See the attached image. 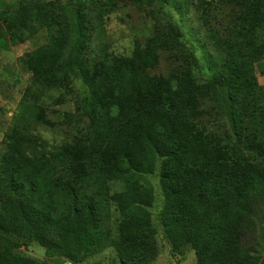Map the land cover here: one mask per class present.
Returning a JSON list of instances; mask_svg holds the SVG:
<instances>
[{
    "label": "trees",
    "instance_id": "16d2710c",
    "mask_svg": "<svg viewBox=\"0 0 264 264\" xmlns=\"http://www.w3.org/2000/svg\"><path fill=\"white\" fill-rule=\"evenodd\" d=\"M238 4L243 11L235 37L229 30L223 35L213 31L223 61L221 71L207 79L196 74V59L183 62L186 52L181 61L174 39L163 33L149 44L168 49L179 60L167 78L148 73L147 61L156 64V58H142L140 49L134 59L98 63L81 119L88 126L64 146L51 149L34 132L48 124L45 114L31 116V125L22 101L0 143V264H62L25 255L31 244L74 264L116 246L124 264H140V250L152 247L157 233L151 211L157 204L154 188L139 182L147 177L165 185L164 233L174 248L190 246L199 264H264V255L242 241L264 207V107L254 74L255 48L264 55V1ZM67 6L72 15L49 44L51 55L30 58V71L42 86L64 85L60 78L68 80L66 75L81 70L76 59L88 48L86 11L93 0H70ZM37 9L26 0L20 3L11 26L13 43L46 18L47 7L39 18ZM0 19L9 25L3 14ZM252 37L255 42H249ZM4 39L5 34L0 45ZM44 61H57L61 75L51 73L53 83L41 79ZM119 70L128 74L127 84L113 89L109 76L116 83L118 72L113 73ZM116 179L126 180L127 189L112 194L109 184ZM112 203L129 220L116 239L105 227Z\"/></svg>",
    "mask_w": 264,
    "mask_h": 264
},
{
    "label": "rangeland",
    "instance_id": "374dc122",
    "mask_svg": "<svg viewBox=\"0 0 264 264\" xmlns=\"http://www.w3.org/2000/svg\"><path fill=\"white\" fill-rule=\"evenodd\" d=\"M22 1L24 0H0V14L9 22V25H6L0 19V36H7L3 46L0 45V143L25 101L24 109L31 125L34 126L30 117L35 119L39 111L44 112L48 124L37 127L34 132L46 139L51 149L53 146L57 149L70 143L78 130L84 132L88 126V123L81 119L87 114L85 100L91 95L92 84L99 73L98 63L117 61L118 64V61L131 60L134 59L137 49H140L142 58L148 55H154L156 58V64L151 60L147 61L151 66L148 73L154 77L167 78L180 64L179 60L168 49L152 48L149 44L150 39L163 33L174 39L175 46L179 48L177 54L182 56L181 61L182 53L186 52L183 62H186L187 57L194 61L196 59V74L201 79H207L221 71L223 61V54L214 41L213 31L223 35L229 30L232 32L231 37H235L233 31L238 26L243 11V7L238 4L239 0H173L169 4H163L159 0H93V8L86 11L90 27L88 48L82 58L76 59V66L81 70L70 74L67 72L68 80H65L63 76L60 78L61 74H57L58 71L55 70L57 61H44V68L47 69L41 70L38 67L41 79L53 83L50 78L54 74L64 85L42 86L36 82L39 80L36 75L30 71V58L36 59L40 54L45 57L51 55L49 44L54 41L58 30L66 28L65 22L71 18V9L67 6L70 0H26L37 6L38 9L34 11L36 18L42 15L45 7L47 14L42 16L46 17L42 23L34 22L29 26L15 44L11 26L15 23V11ZM249 42H255V37ZM5 45H8V48ZM55 49L59 56V49ZM255 51L258 61L254 63V74L264 107V55L257 48ZM70 52H66L65 57ZM152 67L154 68L151 69ZM32 68L35 69L36 65L33 64ZM117 72L119 78H114L118 79L116 83L113 82L112 75L109 76L113 89H118L119 84H127L128 74L120 70L111 73L116 77ZM109 102L112 104L108 97ZM30 107L40 109L32 111ZM139 182L141 186H153L157 198L156 207L151 209L152 222L157 233L152 247L140 250V264L149 256L155 257L147 264H199L198 257L190 246L174 248L164 233L162 210L166 206L165 185L160 178H140ZM126 183L123 179L110 182L111 193L117 194L126 190ZM126 221L129 222L119 206L112 203L105 220V227L112 238L121 236V229ZM242 241L245 248L264 255V207L255 215L254 229L244 231ZM24 254L42 261L74 264L64 258L49 256L37 244L29 245ZM79 264L124 263L117 247L110 246Z\"/></svg>",
    "mask_w": 264,
    "mask_h": 264
}]
</instances>
